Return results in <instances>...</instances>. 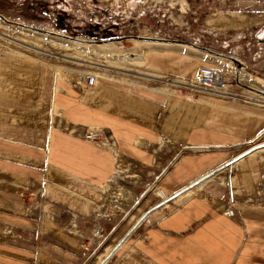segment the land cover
Returning <instances> with one entry per match:
<instances>
[{
    "label": "crops",
    "instance_id": "1",
    "mask_svg": "<svg viewBox=\"0 0 264 264\" xmlns=\"http://www.w3.org/2000/svg\"><path fill=\"white\" fill-rule=\"evenodd\" d=\"M194 3L187 27L210 48L138 37L140 69L166 83L220 67L249 95L264 0ZM135 78L87 86L0 52V264H264V141L235 153L264 139V106Z\"/></svg>",
    "mask_w": 264,
    "mask_h": 264
},
{
    "label": "rangeland",
    "instance_id": "2",
    "mask_svg": "<svg viewBox=\"0 0 264 264\" xmlns=\"http://www.w3.org/2000/svg\"><path fill=\"white\" fill-rule=\"evenodd\" d=\"M194 1L0 0V52L49 64L68 81L82 83L87 75L128 77L134 73L136 80H147L152 86L176 89L188 96L183 88L161 82L141 70L140 52L132 47V42L145 37L146 46L152 47L175 40H197L210 48L207 39L204 41L187 27L191 23L189 14L197 7ZM193 16L200 18L197 12ZM215 68L225 73L224 69ZM227 78L233 84L232 78ZM194 79L171 81L189 84ZM251 80H246L251 86L249 95L235 92L236 99L264 106V81L255 75ZM261 141L264 139L236 148V155ZM148 187L154 189L152 185Z\"/></svg>",
    "mask_w": 264,
    "mask_h": 264
},
{
    "label": "built area",
    "instance_id": "3",
    "mask_svg": "<svg viewBox=\"0 0 264 264\" xmlns=\"http://www.w3.org/2000/svg\"><path fill=\"white\" fill-rule=\"evenodd\" d=\"M87 86H93L96 82V77L87 75L83 78ZM167 84L178 86L188 91V98H193L198 93H207L224 99H236L237 94L230 90L229 85L231 80L227 78L223 70L215 67L201 66L198 69L195 79L189 84H181L165 80ZM87 140H93L91 134L86 135ZM227 215L232 214L230 208L225 212Z\"/></svg>",
    "mask_w": 264,
    "mask_h": 264
},
{
    "label": "water",
    "instance_id": "4",
    "mask_svg": "<svg viewBox=\"0 0 264 264\" xmlns=\"http://www.w3.org/2000/svg\"><path fill=\"white\" fill-rule=\"evenodd\" d=\"M257 147H259V146H252V147L246 149L245 151H243V152L241 153V155H246V154H248V153H250V152L256 150ZM230 164H231V162L228 163V164H226V166H224L223 168L228 167ZM223 168H221V169H223ZM218 171H219V170H217L216 172L210 174V175L207 176V177H210V176L216 174ZM135 228H136V226H134V229H135ZM132 231H133V230H132ZM132 231H130L127 235L131 234ZM120 244H121V242H119V243L116 245V247L113 249V251H115V250L120 246ZM111 254H112V253H111ZM109 257H110V255H108V256H107V257H106V258H105L100 264H104V263L109 259Z\"/></svg>",
    "mask_w": 264,
    "mask_h": 264
},
{
    "label": "bare ground",
    "instance_id": "5",
    "mask_svg": "<svg viewBox=\"0 0 264 264\" xmlns=\"http://www.w3.org/2000/svg\"><path fill=\"white\" fill-rule=\"evenodd\" d=\"M128 57H124L123 59H127ZM160 196H162L163 198L165 197L163 193L159 192Z\"/></svg>",
    "mask_w": 264,
    "mask_h": 264
}]
</instances>
